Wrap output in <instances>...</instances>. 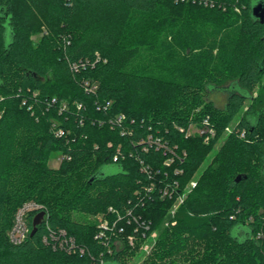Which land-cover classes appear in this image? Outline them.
<instances>
[{
	"label": "trees",
	"instance_id": "1",
	"mask_svg": "<svg viewBox=\"0 0 264 264\" xmlns=\"http://www.w3.org/2000/svg\"><path fill=\"white\" fill-rule=\"evenodd\" d=\"M255 1L0 0V264H92L103 250L97 223L77 214L110 206L132 210L150 226L147 237L157 232L142 264H264V22L252 14ZM97 53L95 66L72 68ZM86 80L96 92L85 91ZM229 84L218 106L209 92ZM121 113L131 134L109 123ZM207 115L215 137L187 135ZM150 133L186 151L184 161L166 165L162 150H142ZM133 151L158 171L153 178ZM65 153L71 159L49 165ZM114 164L118 171L105 172ZM152 180L156 189L146 193ZM174 181L186 195L172 214L176 200L160 187ZM30 200L42 204L44 220L14 244L8 231ZM136 226L120 235L123 249H105V264H127L126 253H138L146 238ZM60 229L86 252L54 248Z\"/></svg>",
	"mask_w": 264,
	"mask_h": 264
},
{
	"label": "built area",
	"instance_id": "2",
	"mask_svg": "<svg viewBox=\"0 0 264 264\" xmlns=\"http://www.w3.org/2000/svg\"><path fill=\"white\" fill-rule=\"evenodd\" d=\"M101 55L97 53L96 61H92L89 59H81L80 61H73L72 62V68L75 71H78L81 68H86L87 65L95 66L96 62L98 60H101ZM105 62L107 59L104 60ZM84 88L87 93L96 92L98 85L97 83H90L88 80L84 83ZM52 102H56V98H53ZM112 101H106L104 105L98 106V109L103 108L107 109L111 105ZM83 105L81 103H78V107L81 108ZM66 108V105H63L61 107V110ZM124 120H126V115L124 113H121L115 117H112L109 119V123L112 126L116 125H122V134H131L132 130L129 126L124 125ZM134 122V121H133ZM101 123H103L101 121ZM181 131H184L182 127H179ZM227 132H231L232 128L227 127ZM65 131L63 128H57L56 135L61 136L64 135ZM191 134H199L202 135L205 142H209L213 137L216 135V128L212 123V120L209 115L204 116L200 122L199 125L195 123H191L190 127L187 130V135ZM244 135V133L242 134ZM139 144L142 145V150L149 151L151 148H155L156 150H162L163 154L165 155V164L171 165L175 161H184L187 153L186 151L180 152L178 150L177 145H171L167 142L166 139L159 137V136H153L152 133L148 134L147 138L144 140L139 141ZM119 153L120 148L118 149V153L114 156V160H119ZM122 155V154H121ZM130 155H135V157L140 160L141 163V170L145 172L149 178H153L155 174L158 172L152 167L145 163V161L139 157L138 154L131 152ZM59 161L61 162L64 158L71 159L70 154H60L58 157ZM181 170L178 169V167L175 170V173H180ZM197 183L196 181L191 182V187L195 186ZM156 189V183L152 180L150 184H148L145 187L146 193H151ZM187 190H190V186H188ZM161 195L162 197H168L175 199L174 208L172 210V214L175 213V210L178 208L180 204H182L185 200L186 192L179 190V184L177 181H174L172 184L166 183L164 186L160 187ZM42 204L30 200L23 203L15 212L13 224L8 231L9 239L14 244H20L24 242L27 237L31 233V226L30 221L31 219L36 215L37 212H39L42 208ZM103 214H98L97 219V232L95 234V238L100 242V244L103 246V250L100 253V257L97 260H94L92 264H105L106 258L104 256L105 249H107V252L109 254L113 253V250H121L123 249L124 242L121 238L125 237L124 233L126 232V226L131 225L133 222L136 223L138 226L135 227L136 231H143V237L146 238L144 241L140 242L139 245V251L140 249H145L146 254L150 253L152 250V246L155 242V238L157 236V232L153 231L147 237L146 231L150 229L149 225H146L145 223H140L139 218L132 213V210H127L126 212H122L118 208L114 206H110L107 211L102 212ZM125 220L127 222L126 225L120 224ZM121 235V236H120ZM127 239L129 244L132 246V249L136 248V236L134 234H128ZM152 239V242L149 240ZM52 244L54 248H60L67 250L68 252L77 253L80 252L82 255L86 252V249L84 247H79L76 243L75 237L72 235H69L66 230L60 229L59 234H56L52 232Z\"/></svg>",
	"mask_w": 264,
	"mask_h": 264
},
{
	"label": "rangeland",
	"instance_id": "3",
	"mask_svg": "<svg viewBox=\"0 0 264 264\" xmlns=\"http://www.w3.org/2000/svg\"><path fill=\"white\" fill-rule=\"evenodd\" d=\"M46 31V25H44L40 32L37 33V34H33L31 37L33 40L35 41H38L39 38L41 37V35H43V32L45 33ZM214 52H217V49H215ZM263 83H264V78H263ZM230 88H231V85H227L223 88H212L209 92V97L211 99H213L215 101V103L218 105V106H225V104L227 103V100H228V96L229 94L231 93L230 91ZM261 93L263 94V92L261 91V88L260 87H256L255 90H254V95H257L260 97ZM262 104L259 106L260 108V111L262 110V112H264V95L262 96ZM250 101H248L245 105V108L244 110L241 112V115L245 112V109L248 107ZM229 132H226L223 137L219 140V142L217 143L214 151L208 155V159L205 160V162L202 164V166L200 167V171L199 172H202L206 167L207 165L211 162V160L213 159L214 157V154L218 151V149L220 148V146L224 143V140H225V137L226 135L228 134ZM59 156V155H58ZM58 156L56 155H53L50 162H49V165L52 166V167H58L59 164H60V161L59 159L57 158ZM104 170L105 172L107 173H113V172H116L119 170V167L118 165L114 164V165H107L104 167ZM100 214V213H98ZM98 214L96 215H90V214H77L79 216H81V218L83 220H87V221H90L92 223H97L98 222V219H97V216ZM103 214V213H101ZM100 214V216H101ZM146 256V252H145V249H140V251H138L137 254H131V253H126V261H127V264H142L143 262V258Z\"/></svg>",
	"mask_w": 264,
	"mask_h": 264
},
{
	"label": "water",
	"instance_id": "4",
	"mask_svg": "<svg viewBox=\"0 0 264 264\" xmlns=\"http://www.w3.org/2000/svg\"><path fill=\"white\" fill-rule=\"evenodd\" d=\"M252 14L255 18H258L261 22H264V0H256L252 6ZM241 175L236 178V181H240ZM45 211H41L34 216L33 228L31 235H34L37 231L38 225L44 220Z\"/></svg>",
	"mask_w": 264,
	"mask_h": 264
}]
</instances>
